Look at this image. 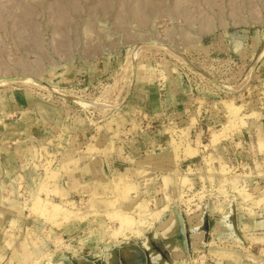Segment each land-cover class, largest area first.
<instances>
[{
    "label": "rangeland",
    "instance_id": "1",
    "mask_svg": "<svg viewBox=\"0 0 264 264\" xmlns=\"http://www.w3.org/2000/svg\"><path fill=\"white\" fill-rule=\"evenodd\" d=\"M7 123L10 264H264V0H0Z\"/></svg>",
    "mask_w": 264,
    "mask_h": 264
},
{
    "label": "crops",
    "instance_id": "2",
    "mask_svg": "<svg viewBox=\"0 0 264 264\" xmlns=\"http://www.w3.org/2000/svg\"><path fill=\"white\" fill-rule=\"evenodd\" d=\"M35 99H33L32 97L26 96V95H20V94H13L10 96V98L6 99L5 102L6 104H4L3 102V109L6 113V110L8 109H13L14 111H16L17 109H20V111H23V109H33L35 107V105L37 103H35L34 101ZM7 105V106H6ZM26 107V108H24ZM46 109V108H45ZM44 109V110H45ZM48 111V110H45ZM15 125L14 124H5L3 127V138L1 137V142H7V141H13V139H16L17 137H19V135H21L22 133L26 132L27 129L20 127L19 129L15 130ZM17 141V140H16ZM2 147L0 146V149ZM0 230L1 227H0ZM1 249L5 252H1L0 254V264H10V261H8L7 258V250H9V247L7 246V242H4L3 247H1ZM154 260H159L157 259V254L153 255ZM83 264H87V263H83Z\"/></svg>",
    "mask_w": 264,
    "mask_h": 264
},
{
    "label": "bare ground",
    "instance_id": "3",
    "mask_svg": "<svg viewBox=\"0 0 264 264\" xmlns=\"http://www.w3.org/2000/svg\"><path fill=\"white\" fill-rule=\"evenodd\" d=\"M27 83H31L30 81H28ZM31 84H33V83H31ZM55 213V212H54Z\"/></svg>",
    "mask_w": 264,
    "mask_h": 264
}]
</instances>
